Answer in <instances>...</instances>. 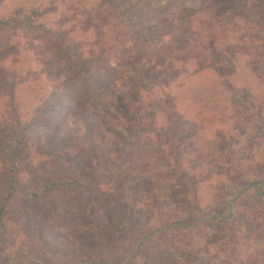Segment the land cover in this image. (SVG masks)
<instances>
[{
	"label": "rangeland",
	"instance_id": "374dc122",
	"mask_svg": "<svg viewBox=\"0 0 264 264\" xmlns=\"http://www.w3.org/2000/svg\"><path fill=\"white\" fill-rule=\"evenodd\" d=\"M132 1L134 8L124 12L119 8L127 6L126 3L129 0H117L114 3L113 0H0V20L10 23L8 27L0 28V53L2 50L6 53L3 54L6 59L1 65L5 73H3L5 83L0 87L5 92L0 93V120L16 117L21 125V131L25 130L28 141L27 148L22 149V161L20 162L18 157L19 161L16 165L18 191L13 192V196L6 203L3 225H0V264H74L81 255L80 238L85 237L89 232L88 228L110 229V224L104 219L101 220V224H95L92 220L75 223V219H72V222H68L65 214L56 215L46 205V200L57 201L60 207L77 203L82 206L81 210L85 211L77 214H80V218L85 217L99 210L92 206L94 201L88 204L91 194H95L91 189L89 192L80 189L74 194V190L58 188L49 194H41L39 200L22 194L21 191L28 190V186L31 185L28 176L32 168L30 164L40 162L39 157L49 153L47 145L56 134V130L44 135L41 128L43 126L46 128L51 123H54V128L57 127V123L60 128L66 126L72 133L69 138H73L77 145L85 138L92 137L91 141L86 142L94 143L95 152L99 157L109 159L115 156L127 159L126 155L136 156L130 158L134 161L133 168L125 169L123 173L125 182L122 183L123 204L120 206L118 203L117 206L112 196L111 201L101 205L99 212L108 214L111 221L115 218L122 219L136 204L139 209V199L150 200L149 197L153 196V193L149 192L150 186L156 188L152 189V192L160 205L159 209L145 208L144 210L149 211L143 213L144 218L140 221L142 223L135 225L132 232L125 230L117 235L113 240H116L117 248L113 249L115 255L111 258L112 261H124L130 248L135 247L136 255L132 258V264H155L160 258L171 259L174 262L177 260V264H264V201L258 198L253 188L240 193L233 201L230 200L232 194L239 193L240 189L251 182H257L259 188L264 190V128L261 127L256 111H248L240 97L230 104L224 99L226 97L221 96L220 91L215 92V82L211 76H195L181 86L185 79L182 73L185 70L192 72L197 64V58L194 55L200 53V48L194 49L193 43V48L173 46L172 49L166 48L164 51L168 53L172 50L174 56L172 72L169 74L171 85L169 90L164 91L171 93L173 101L177 102L172 114L166 115L165 107L158 104L153 107L154 116L150 117L149 112L144 108L148 105L153 106L151 103L144 101L142 102L144 106L141 108L142 105H140L137 108L133 106L134 101L118 98L107 106L108 111L103 109L104 105H101L94 109L88 106L83 111L64 114L61 107L64 104H74L70 101L72 94L70 91H78L77 88L82 84L81 82L88 81L86 79L77 83L74 80L71 86L56 94L60 100L57 109L52 112L38 111L34 115L35 108L32 106L35 107L40 101H46V96L50 94L53 87L52 79L48 80L46 74L42 72L46 68L54 71L55 66H45L41 55L46 48L55 47L53 44L50 45L54 35L61 33L70 36L79 43L85 55L90 49L98 51V48L107 53L100 56V60H95L99 63L91 64L90 73L93 75L95 70L103 71L107 63L117 65L114 54L120 56L126 49V44L128 46L130 42L137 40L136 43H138L151 38L157 40L165 32L170 34L171 31L165 29L166 22L172 23L177 34L180 33L182 36L186 35L189 28H193L203 44H208L211 36L220 35L222 31L219 26L213 30L207 27L204 29L208 25L206 23L210 11L205 6L215 0L195 1L194 6L191 3L182 5L181 0ZM258 1L260 0H245L248 16L250 14L260 16L263 9L257 4ZM177 5L179 8L175 9ZM157 9L163 10L161 15H169L171 12L173 17L166 18V22L157 20L153 17ZM91 10L92 12L97 10V12L94 14L90 12ZM110 12L115 14L112 15ZM176 14L180 15L176 17ZM141 18L152 20L148 22L150 24L142 27L141 24L139 25ZM251 18L257 20L255 17ZM131 22L139 28L136 39H130V33L135 32V29H131L133 26ZM198 24L199 27H197ZM154 25L161 31H155ZM200 28L202 32L198 33ZM248 28L251 29L250 37H248L251 44L243 49H247V53L254 58L253 67L259 73L255 63L263 59L264 53L260 46H264V36L257 33L259 30L256 26ZM223 29L233 30L228 26ZM239 35L244 36V33ZM217 39V44L222 41ZM163 44L167 46L170 41L164 40ZM42 56L46 57V55ZM237 63L244 66V70L241 73H231L230 83L235 87V91L239 92L243 88L245 80L248 86L247 91L252 92L255 104L264 106V84L256 86L251 72L245 69V58H239ZM258 68L264 74V68ZM13 71H17L20 82L16 83L14 93H10L12 81L7 83L8 87L5 85L6 78L8 81L10 76L14 78ZM177 71H180L182 76L178 74L174 77V72ZM117 85L115 91L119 97L122 85ZM107 93L113 96L111 91ZM153 93L158 96L159 89H154ZM110 98L105 96L104 99L111 102ZM143 99H146V96ZM11 100H13L12 103H10ZM224 106L233 113L232 117L235 118L233 122L229 123L230 120L225 117L224 124H221L223 118L218 112ZM132 108L136 109L129 119L137 121L140 125L154 123L160 146L165 142V138L173 144L175 152L167 149L166 153L170 156V164L175 166L177 171L175 174H167V177L172 176L170 186H172V193L175 191L176 200L172 201V204H166L167 200L170 201L163 193L166 180L162 179L166 175L159 172V169L156 170V165L162 162L163 151L159 154L156 152L152 158H146L144 154L147 147L144 145L148 146L151 140H148L149 143L147 140H142L139 148L127 147L123 142L127 138L123 120L127 119L130 111L133 112ZM211 110L217 111L214 116L210 114ZM179 115L184 117V121L177 122ZM85 116L94 125L93 130L84 129ZM261 116L264 117V110ZM31 117H37V124L25 126ZM166 119L176 127L163 132L162 129L169 126ZM55 120H57L56 124ZM77 129L79 130L76 131ZM111 131L122 138L118 139ZM168 136L171 139H168ZM43 137H46L47 141L41 142ZM181 138L188 139L182 144ZM37 153L40 156H37ZM5 162H7L6 157L0 156V204L8 187L9 175L6 174L8 167L5 166ZM147 170L153 173L148 175L152 180L148 187H145L144 182L141 181L145 176L147 178L145 175ZM60 172L61 176H64L66 170L63 168ZM43 173H46L44 176H49V170L39 169L38 176L41 179L44 177ZM71 173L65 175V178H70ZM181 173L184 175L178 178ZM113 180V177H110L108 180H102L101 183L103 182L105 188V184L107 187L114 184ZM106 195H109V192L103 198ZM227 200H230L228 207L225 205ZM37 210L42 211L43 215L37 213ZM30 212L32 219L26 222V213ZM121 213L126 214L121 215ZM213 214L215 218L208 219ZM41 216H45L44 219ZM177 221L183 222V225H173ZM141 236H145L146 239L137 243L136 238Z\"/></svg>",
	"mask_w": 264,
	"mask_h": 264
},
{
	"label": "trees",
	"instance_id": "16d2710c",
	"mask_svg": "<svg viewBox=\"0 0 264 264\" xmlns=\"http://www.w3.org/2000/svg\"><path fill=\"white\" fill-rule=\"evenodd\" d=\"M195 1L199 0H181V4L183 5V3H191L194 6L196 5ZM114 2H117V0H113V3ZM257 4L259 6L261 5V8L263 9L262 12H260V16L259 14H255V16H251V14L250 16H248L246 14L245 0H215L212 3L206 4L205 7L209 8L210 11L206 23L208 25L205 26L204 29H206L207 27L209 30H213L214 28H218V26L219 29H222L220 33L221 36L214 34L209 39L208 44L202 43L201 38L199 36H196L193 28H189L185 36H182L180 33L177 34V31L173 28L172 23L166 22V18H171L172 13L170 12L169 15H161V12L163 10L161 11L160 9H157L153 14V17H155V19L157 20L159 19L165 21L167 25L165 29H169L168 31H171V33L168 34L169 32H165V34L159 36L160 38L157 40L156 38H151L149 40L146 39L145 41H141L138 43H136L137 40L130 42L128 46L126 44V49L123 53L121 52L120 56H115L114 54V59L118 62L117 65H110L109 63H107L106 67H103V71L95 70L93 75L90 73L91 64H93V62L99 63L95 60H100V56H102L103 54L107 55V53L103 51V49L98 48V51L90 49L89 53L85 55V53L81 51L79 43H76V41L70 36H66V34L64 35L61 33H59L58 35H54V37H52L53 41L51 40L50 45L53 44L55 47L46 48L45 52L42 54L46 55L45 58L41 55V59L44 61L43 64L45 66H55L54 71L52 69L46 68L44 72H42L46 74V78L48 80L52 79V91H50V94L46 96V101H40L35 105V107L32 106V108H35L34 115L35 113L37 114L38 111L42 112L43 110H46L48 112H52L53 110L57 109L60 100L56 94L63 91V89L71 86L74 80H76L77 83L80 80L86 79H88V81L81 82L82 84L77 88L78 91H70L72 93L70 101L74 104H64L61 107V111H63L64 114L68 115L72 112L74 113L76 111H83L88 106L94 109L100 107L101 105H104V107L102 106L103 109L108 111L109 109L107 108V106L114 102L116 98L120 100L126 99L125 101H134L133 106H137V108L140 105H142L140 106L142 108L144 106L142 102L144 101H146L147 103H151L153 106L148 105L144 108L149 112L150 117L154 116L155 110H153V107L158 104L159 106L165 107V109L167 110L166 115L172 114L175 110L174 108L176 107L177 102L173 101V95L171 93L164 91L165 89L169 90V86L171 85L169 74L172 72L174 56L172 50L168 53H164V51L166 48L172 49L173 46H175V48H183L185 46L187 48H193V43L195 47L194 49L200 48V53L194 55L197 58V64L194 66L195 69L192 72L185 70L182 73L185 79L182 81L181 86H183L189 80V78H194L195 76H211V78H213L212 80H214L215 82V92L220 91L221 96L226 97L224 99L229 101L230 104H233L235 100L240 97L242 103L245 105L248 111H256L255 114L261 121V127L263 129L264 117L261 116V113L264 110V106L261 107L255 104L252 92L247 91L248 86L245 80L243 82V88L240 89L239 92L235 91V87L230 83V77L232 76L231 73H241V71L244 70V66H240L237 63L238 59L242 57L245 58V69H248L249 72H251L253 79L256 81V86L264 84V74L263 72H261L260 68H258H264V54L263 59L255 63L257 69L259 70V73H257V70L253 67L254 64L252 62L254 58L250 53H247V49H243L251 44V40L248 38L250 37L249 31L251 30L250 28H248L249 26H256V28L259 30L257 31V33L264 36V0L258 1ZM126 5L127 6L119 8V10L129 12V10H132L134 8L132 0H129ZM178 8L179 6L177 5L175 9ZM90 12H92V10ZM96 12L97 10H94L92 13L95 14ZM110 14L114 15L115 13L110 12ZM178 15L180 14H176V17ZM251 17H255L257 20L255 21ZM141 19L142 20H140L139 25L141 24L140 26L142 27L150 24L148 22L152 20L148 18ZM131 24L133 25L131 26V29H135V32L130 33V39H136L137 37L135 36L139 28L134 26L133 22H131ZM9 25V22L0 20V28L8 27ZM241 25L243 27H240ZM227 26L233 30L229 31L223 29ZM197 27H199V24ZM153 28H155V31L157 32L161 31L155 25ZM198 31V33H201V28L198 29ZM242 32L244 33V36L239 35ZM251 33L253 34V31ZM224 37H227L228 39H223ZM217 38L222 40L218 44ZM164 40H169L170 44L165 46L163 44ZM261 48L264 53V46H260V49ZM3 54L6 53L2 50V52L0 53V68L2 65V61L6 59L4 58ZM3 73L4 71L1 68L0 86L5 83ZM28 73L31 74L30 71H28ZM12 74L14 78L10 76L9 81L8 78H6L5 85L6 87H8L7 83L12 81L10 83V93H14L13 89L20 82L19 76H17V71H13ZM178 74L182 76L180 71L174 72L173 76L176 77ZM228 74H230V76H228ZM243 77H245V75ZM117 84L122 85L119 97L117 91H115V88L118 87ZM0 89L2 88L0 87ZM154 89H159L160 93L158 96L154 95ZM2 91L3 89L0 92L1 94L5 92L3 91L2 93ZM108 91H111L113 93V96L112 94L107 93ZM105 96L111 97V102L108 101V99H104ZM144 96H146V99H143ZM12 102L13 100L10 101V103ZM257 107H259V109ZM135 109L132 110V113L130 111V114L127 115V119L123 120L125 135L127 136V138L123 142L127 147L133 146V148H135L136 146V148H139L141 146L140 142L142 140H147L148 143V140H151V143H149L148 146L144 145V147H147L145 148L146 152L144 154L146 158H152L156 155V152L157 154H159L163 151V159L161 160L162 162H159L158 165H156V170L159 169V172L166 175L162 179L166 180V187H164L165 189L163 190V193L165 197L170 201L168 202L167 200L166 204H172V201L174 202V200H176L174 197L175 191L173 193L171 191L172 186H170V179L172 178V176L167 177V174H175L177 171L175 169V166L173 167L170 164V156H168L166 153L167 149H170L171 152H175V149L173 147V144H171L169 140H167V138H165V142H163V144L160 146L159 140L157 139V136L155 134L157 129L154 123L150 125H140L137 121L129 119L133 115ZM178 112L181 113V110L178 109ZM216 112V110H211L210 114L214 116ZM218 113H220L219 116L223 118L221 124H224L223 121H225V117H227V120H230L229 123L233 122L235 119L232 117L233 113L230 110L228 111L227 106H224L223 109H221ZM183 118L184 117L182 115H179L177 122L184 121ZM166 121L167 125L169 126L164 127L162 129L163 132H168L169 130H171V128L173 129L174 127H176L175 124L170 122V120L166 119ZM37 122V117H31L30 120L27 121L25 126H31V124H37ZM56 122L57 120H55V124ZM83 122L85 123L84 129L86 131L93 130L95 128L87 116H85ZM53 125L54 123H51L50 125H47L46 128L44 126L41 128L44 131V135L52 133L53 130H56V134L53 135L51 141L47 145L49 153H44L42 156L37 153V156H40V162L34 164L32 163V165L30 164V167L32 168H30L28 176L31 181V185L28 186V190H22V194L25 196H29L32 199L39 200L41 194H49L50 192L55 191L58 188H68L67 190L71 191L74 190V194L77 193L80 189H84V192H89V189H91L93 192H95V194H91L88 204L90 205V203L94 201V203H92V206L94 207V209L99 210L94 211L93 214L90 213V215H85V217L82 218H80V214L85 211L81 210L82 206H80V204L73 203V205L67 204V206L62 205V207H60V204L57 201L46 200V205L50 208V210H53L56 215H58V213L65 214V218H67L68 222H72V219H75V223H84L86 220H92L95 224H101V220L104 219L108 224H110L109 230L103 228H98L97 230H91L89 228L87 229L89 230V232L86 233L84 238H80L81 246L79 252L81 253V255L74 262V264H132V258L136 255L135 247L130 248L124 261L114 262V260H111V258L115 255V251H113V249L117 248L116 240H113L119 233L121 234L125 232V230H130L132 232V230L135 229V225L142 223L140 221L144 218L143 213H148L149 211L144 210L145 208L147 209L149 207H152L155 210L159 209L160 205H158L159 203L154 196V192H152L156 188H154V186L152 185L150 186L149 192L153 193V196L149 197L150 200H147L146 198L139 199V209H137L136 204V206L133 207L132 210L127 212V214L121 213V215L126 214L122 217V219L119 218L118 220L115 218L114 221H111L108 214L99 212L102 208L101 205H104L105 202L111 201L112 196L114 197L117 206L118 203L120 204V206L123 204L122 201L124 197V189L122 183H125L123 180V173H125V169L133 168L134 161L130 160V158L136 156L126 155V157H128L127 159L115 156H111L109 157V159L108 157H99L95 152L94 143L92 142L91 144H87L86 142L88 140L91 141L92 137L85 138L82 143L77 145L73 138H69L72 133L71 131H68L66 126L60 128V125L57 123V127L54 128ZM20 127L21 125L16 117L0 120V156L4 155L7 159V162H5V166L8 167L6 170V174L9 175L8 187L5 190V195L3 196L0 204L1 226L3 225L5 205L13 196V192L18 191L16 188V165L19 161L18 157H20L21 162V156L23 155L21 154L23 152L22 149L27 148L26 143L28 141L26 140L27 138L25 135V130L21 131ZM78 130L79 129H77L76 131ZM105 130L109 131L108 128H105ZM111 133L115 134L114 131H111ZM115 136L118 137V139L122 138L118 134H115ZM168 139L171 138L168 136ZM187 139L188 138H181L180 143L184 144ZM152 140H154V142ZM43 141H47L46 137H43V140L41 142ZM102 148L104 149V145L102 146ZM138 157H140V155ZM105 162H107V164H105ZM126 163L127 165H125ZM63 168L66 170L65 175H68V173L72 172V176H70V178H65V175L61 176L62 174L60 172V169ZM39 169L49 170V176H44L47 172L45 174L43 173L44 177L43 179H41L38 176ZM152 173L153 172L150 171L145 172L147 178L145 176L141 181L144 182L145 187H148L149 182L152 180V178L148 176ZM105 174L107 176H105ZM183 175L184 173H181L178 178L182 177ZM110 177H113L114 184L108 187L107 184H105L106 187L104 188V184H102L103 182L101 183V181L108 180V178ZM117 180L119 181L117 182ZM30 181L28 180V183ZM251 188H253L258 198L264 201V190L262 188H259V184L257 182H251L249 185L240 189L239 193L237 192L235 194H232L230 200L233 201V199H236L240 193H243L244 191ZM159 191H161V188H159ZM107 192H109L110 198L109 195H106V197L103 198V196ZM146 196L148 195L146 194ZM230 200L226 201V207H228V202H230ZM117 206L115 207L117 210H119ZM74 212H76L75 215ZM78 212L81 213L77 214ZM37 213H41V215H43V212L40 210H37ZM26 216V222L28 219H32L31 212L26 213ZM41 217H43L44 219L45 216ZM214 218V214L208 217V219L212 220ZM173 225L181 226L183 225V222L177 221L174 222ZM143 239H146V237H137L135 241L137 243H140ZM103 248L105 249L102 250ZM102 254H105L106 256L108 255V257H104V255ZM155 264H177V260L174 262L171 259L160 258L156 260Z\"/></svg>",
	"mask_w": 264,
	"mask_h": 264
}]
</instances>
